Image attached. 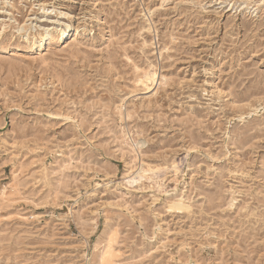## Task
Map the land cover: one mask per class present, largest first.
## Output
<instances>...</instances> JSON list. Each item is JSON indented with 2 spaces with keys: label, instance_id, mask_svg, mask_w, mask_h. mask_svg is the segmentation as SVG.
I'll list each match as a JSON object with an SVG mask.
<instances>
[{
  "label": "rangeland",
  "instance_id": "obj_1",
  "mask_svg": "<svg viewBox=\"0 0 264 264\" xmlns=\"http://www.w3.org/2000/svg\"><path fill=\"white\" fill-rule=\"evenodd\" d=\"M103 250L264 264V0H0V264Z\"/></svg>",
  "mask_w": 264,
  "mask_h": 264
},
{
  "label": "bare ground",
  "instance_id": "obj_2",
  "mask_svg": "<svg viewBox=\"0 0 264 264\" xmlns=\"http://www.w3.org/2000/svg\"><path fill=\"white\" fill-rule=\"evenodd\" d=\"M68 30H60V29H54L53 33L49 31H46L42 33V35H39L38 37H34L32 39H26L27 45L25 47L26 50H37L41 49L43 46H46L50 43V40H56V36L59 35L60 38L59 41H63L64 38H69L68 36L71 33V28L68 27ZM79 29V28H78ZM78 32L79 33V31ZM144 74V73H143ZM156 74L151 72H145L143 79L141 80V83L149 87V83L153 84L155 83ZM180 200L179 202H174L171 205L172 209H175L177 211H185L189 209V206L186 203H183V201ZM108 256L105 254V250L101 251L98 254V264H106L107 263Z\"/></svg>",
  "mask_w": 264,
  "mask_h": 264
}]
</instances>
